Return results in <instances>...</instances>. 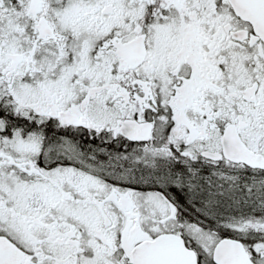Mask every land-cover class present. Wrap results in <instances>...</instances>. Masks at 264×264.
Returning <instances> with one entry per match:
<instances>
[{
    "label": "snow or ice",
    "instance_id": "obj_1",
    "mask_svg": "<svg viewBox=\"0 0 264 264\" xmlns=\"http://www.w3.org/2000/svg\"><path fill=\"white\" fill-rule=\"evenodd\" d=\"M0 264H264V0H0Z\"/></svg>",
    "mask_w": 264,
    "mask_h": 264
}]
</instances>
